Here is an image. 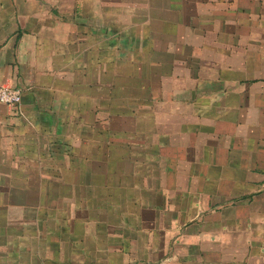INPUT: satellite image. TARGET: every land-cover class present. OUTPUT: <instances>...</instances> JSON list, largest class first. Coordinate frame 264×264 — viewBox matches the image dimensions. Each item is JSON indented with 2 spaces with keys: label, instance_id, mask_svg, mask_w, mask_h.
<instances>
[{
  "label": "crops",
  "instance_id": "0c3cea01",
  "mask_svg": "<svg viewBox=\"0 0 264 264\" xmlns=\"http://www.w3.org/2000/svg\"><path fill=\"white\" fill-rule=\"evenodd\" d=\"M0 264H264V0H0Z\"/></svg>",
  "mask_w": 264,
  "mask_h": 264
},
{
  "label": "built area",
  "instance_id": "2783aa9c",
  "mask_svg": "<svg viewBox=\"0 0 264 264\" xmlns=\"http://www.w3.org/2000/svg\"><path fill=\"white\" fill-rule=\"evenodd\" d=\"M21 97L20 89L0 85V104L19 106L21 103Z\"/></svg>",
  "mask_w": 264,
  "mask_h": 264
}]
</instances>
